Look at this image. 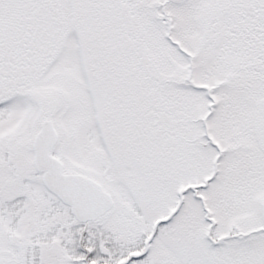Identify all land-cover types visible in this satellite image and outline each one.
I'll return each mask as SVG.
<instances>
[{"label":"snow or ice","instance_id":"6c2138e0","mask_svg":"<svg viewBox=\"0 0 264 264\" xmlns=\"http://www.w3.org/2000/svg\"><path fill=\"white\" fill-rule=\"evenodd\" d=\"M0 264H264V0H0Z\"/></svg>","mask_w":264,"mask_h":264}]
</instances>
